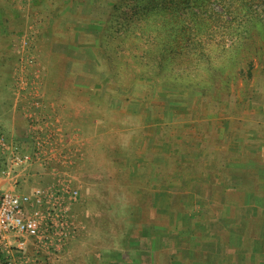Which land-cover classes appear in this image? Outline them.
<instances>
[{
    "label": "rangeland",
    "instance_id": "obj_1",
    "mask_svg": "<svg viewBox=\"0 0 264 264\" xmlns=\"http://www.w3.org/2000/svg\"><path fill=\"white\" fill-rule=\"evenodd\" d=\"M242 1L0 0V55L3 45H16L20 52L11 56L24 63L20 73L14 63L11 88L10 74L0 67V113L10 104L8 116L17 122L15 101L24 90L37 106L34 111L27 107L22 131L10 132L6 128L17 125L6 120L0 137L9 133L34 151L33 132L26 127L55 125L56 116L46 105L55 107L62 127H82L87 137L82 140L85 160L76 173L84 205L78 212L86 225L50 262L175 264L171 254L180 262L191 255L184 249L189 243L177 236L191 240L194 228H181L184 222L174 227L173 219L175 213L185 217L184 205L192 197L163 195V206L170 210L157 229L162 239L145 242L142 237L154 235L155 229L139 224L150 220L136 206L141 199L132 185L138 180L125 181L123 171L117 175L119 167L102 164V157L138 155L144 149L131 141L154 140L157 132L163 141L157 183L178 188L185 183L178 177L188 172L199 182L211 176L209 187H217V174L207 172L213 155L234 158L237 154L226 145L233 148L235 129L249 134L251 128L264 127V0H249L250 12L226 13ZM35 114L40 117L34 119ZM121 144L125 149L115 147ZM196 219L203 223L201 215Z\"/></svg>",
    "mask_w": 264,
    "mask_h": 264
},
{
    "label": "crops",
    "instance_id": "obj_2",
    "mask_svg": "<svg viewBox=\"0 0 264 264\" xmlns=\"http://www.w3.org/2000/svg\"><path fill=\"white\" fill-rule=\"evenodd\" d=\"M18 11L24 12L23 9ZM2 48L3 54L0 55V67L4 73L10 74L11 82L7 87L11 88L13 65L15 63V67L17 66L16 70L20 73V64L23 62L22 59L17 61L11 56L12 53L18 56L20 52L16 45H7L5 47L3 45ZM44 92L46 95V91ZM23 96H26L29 101H24ZM17 97L19 98V100L15 101L17 122L14 119L10 121L8 111H11V107L8 104L9 110L3 111L2 114L0 113L1 117L5 118L0 119L2 123L0 130H5V121L7 120L8 123L10 121L11 124L16 123L17 125V127L6 128L11 130L10 132L22 131L26 125L24 124L26 121V109L29 108V105L33 106L32 111H34V108H37L36 105H33L35 98L32 97L31 92L25 90L18 92ZM45 108L51 115L55 114V125L51 127H26V130L30 131L36 128L37 130H42L41 132L44 134L49 132L50 154L44 157V162L32 161L23 167H19L11 177L5 176L0 169V190H26L35 185L52 188H64L65 186L78 188L76 173L80 165L84 163L86 151V149L83 150L82 148L84 135L82 127L73 126L65 127V129L60 124V115L58 116L54 112L56 110L55 107L46 105ZM12 110L14 111L13 107ZM38 117L40 116L35 114L34 119ZM49 121L50 123L52 122L50 119ZM33 122L35 121L33 120ZM146 128H143V132H145ZM257 128L258 131L256 132L254 129ZM257 128H251L249 134L246 133V129L241 132L235 129L233 148H231L230 143L226 145V150L231 149L237 154L234 158H227L224 154L222 157L220 155H213L214 158L211 159L212 164L207 169V172L217 174L216 179L219 180L216 183L217 187H209L211 176H205L202 178L205 179L204 182H199V178L190 175L188 172L178 177L179 180L185 181L178 188L174 187V185L163 186V183H157L156 179H162L163 172L162 134L158 133L160 135L157 136V132H155L154 140H150L146 136V140L144 141H131L134 143V148L139 146V149H144L137 153V150H139L137 147L135 152L138 155L102 157V164L109 162L116 168L119 167L117 168L119 170L116 173L117 175L121 170L123 171L122 174L125 181L138 180V183L132 185L136 196H140L141 199L140 203L136 206L138 207V212L146 213L150 220V223H144L143 220H139V224L143 222L141 227L147 226L155 229L154 235H150L147 238L142 237V239L150 243L153 241L155 244L162 239L161 236V239L158 237L157 229L162 228V216L164 213H169L170 210L168 205L163 206V199L161 198L163 195L192 197L184 205L187 208L185 212L187 211L189 214L186 213L185 217L177 213H175L176 216L173 215V223L176 224L174 227H178L177 225H181L184 222L181 228L191 227L194 228L195 232L194 238L188 239V241H185L183 235L177 236V240H180L181 243H189V246L184 247V249L186 248L187 252L191 251V255L187 254V257L181 260L182 262H185V264H264V127ZM66 132H69V136L65 134ZM1 134L7 135L6 140L8 142L16 141V144L20 145L23 149H28L30 152L33 151L30 150L31 146L28 147L27 143L22 144L15 136L5 132H1ZM84 137L87 140L85 135ZM128 144L131 146L130 142ZM121 145L122 147L118 145L115 147L125 149L126 145ZM216 158L219 160V166H217ZM173 161L180 164L178 158H173ZM228 166H230L229 172H227ZM151 174H153L154 182L151 180ZM231 180L233 186H231ZM148 181H150L149 184L147 183ZM246 181L248 184L249 181H255L256 186L248 185ZM130 183L125 184V186L130 185ZM254 186L258 191L257 193L254 192V188H251ZM163 187H168V189H164ZM174 188H177V191ZM164 190L167 191L164 192ZM147 191L149 192L147 193ZM78 192V196L74 198L69 209L80 228L82 224H86L84 219H81L79 215L84 209V205L83 201L80 202L82 194H80L79 189ZM171 204L174 203L172 202ZM214 213L215 215L213 216ZM199 215L203 218V223L193 222V220L195 221L196 218H199ZM77 232H79V229ZM175 232H178V230L176 229ZM65 245L62 252L58 253L59 257L64 253ZM207 245L211 247L209 250H206ZM170 258L175 264H183L173 254L170 255ZM53 262H50V264H53Z\"/></svg>",
    "mask_w": 264,
    "mask_h": 264
},
{
    "label": "built area",
    "instance_id": "obj_3",
    "mask_svg": "<svg viewBox=\"0 0 264 264\" xmlns=\"http://www.w3.org/2000/svg\"><path fill=\"white\" fill-rule=\"evenodd\" d=\"M33 152L10 143L2 135L0 148L8 153L2 169L7 177L32 161L50 154V133L32 129ZM9 150V151H8ZM44 162V161H43ZM78 189L35 185L26 190H0V264H50L68 239L79 229L70 212Z\"/></svg>",
    "mask_w": 264,
    "mask_h": 264
},
{
    "label": "trees",
    "instance_id": "obj_4",
    "mask_svg": "<svg viewBox=\"0 0 264 264\" xmlns=\"http://www.w3.org/2000/svg\"><path fill=\"white\" fill-rule=\"evenodd\" d=\"M235 10H245L250 12L252 10V4L249 0H243L242 2L236 4L234 8H228L226 9V13L234 14ZM198 22L194 24V26L197 25ZM0 160L3 163V166L0 168L1 170L5 167L7 163V153H0Z\"/></svg>",
    "mask_w": 264,
    "mask_h": 264
}]
</instances>
